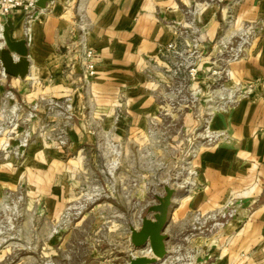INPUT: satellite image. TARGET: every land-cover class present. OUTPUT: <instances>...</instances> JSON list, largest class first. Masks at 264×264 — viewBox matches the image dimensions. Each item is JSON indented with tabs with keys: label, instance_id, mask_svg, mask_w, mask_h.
<instances>
[{
	"label": "crops",
	"instance_id": "0c3cea01",
	"mask_svg": "<svg viewBox=\"0 0 264 264\" xmlns=\"http://www.w3.org/2000/svg\"><path fill=\"white\" fill-rule=\"evenodd\" d=\"M228 12L235 25L259 29L230 68L231 85L250 92L212 118L211 129L224 137L201 150L196 185L178 199L165 234L180 243L177 255H189L194 264H264V0H51L30 16L18 9L1 18L12 42L26 41L27 34L30 42L28 75L0 77V96L7 89L27 103L71 96L74 122L64 152L31 144L19 163L0 153V200L28 187L54 216L58 203L74 198L85 148L102 139L115 146L142 143L147 136V123L156 119L155 89L165 77L159 47L181 43L182 32L198 28L197 51L207 53ZM83 47L96 55L95 76L86 81L79 64ZM144 191L135 188L130 197L142 200ZM229 202L232 218L192 231L195 214L216 215ZM136 256L129 250V258Z\"/></svg>",
	"mask_w": 264,
	"mask_h": 264
},
{
	"label": "rangeland",
	"instance_id": "374dc122",
	"mask_svg": "<svg viewBox=\"0 0 264 264\" xmlns=\"http://www.w3.org/2000/svg\"><path fill=\"white\" fill-rule=\"evenodd\" d=\"M222 4L225 6V2ZM227 16L225 28L209 43L212 48L207 53L185 54L186 62L169 59L174 67L181 62L184 66L176 75L164 72L162 86L155 89L156 119L147 123V136L142 143H121L119 157L108 139L84 149L83 173L79 172L76 179L74 198L58 203L54 216H48L45 203L36 202L28 194V187L4 195L0 200V264H127L129 250L137 256L150 255L148 250H135L131 245L130 228L139 230L141 219L152 217L147 214L148 208L157 203V196L165 195L164 186L173 188L175 175L188 176L182 167L189 160L190 147L201 141L204 119L212 111L207 95L226 80L219 73L225 63L217 61L216 45L242 28L235 25L231 13ZM181 38V43L176 44L183 50L190 37L182 34ZM194 67L197 72L190 77ZM152 70L148 73L150 78L155 77L157 69ZM214 71L218 74L213 75ZM215 77L220 82L212 85ZM195 91L199 92L197 99L193 97ZM211 122L212 119L210 126ZM203 148L200 147L197 158ZM197 158L191 163L193 167ZM112 163L117 167H109ZM135 188L145 190L142 200L130 197ZM61 191L67 193L68 189L62 187ZM187 196L176 190L177 201L173 199L169 215L178 207V199ZM181 232L183 238L184 230ZM166 244L167 257L161 264H194L189 255H177L178 240L168 236Z\"/></svg>",
	"mask_w": 264,
	"mask_h": 264
},
{
	"label": "built area",
	"instance_id": "2783aa9c",
	"mask_svg": "<svg viewBox=\"0 0 264 264\" xmlns=\"http://www.w3.org/2000/svg\"><path fill=\"white\" fill-rule=\"evenodd\" d=\"M37 0H0V19L8 16L15 10L21 9L27 16L32 15L36 10ZM81 28V26H80ZM0 30L2 32V23H0ZM28 32V29H26ZM259 29L254 26H243L239 32L233 37L220 39L217 46V61H224V67L219 72L221 76L225 77V81L218 84L220 88L213 90L211 94L207 95V102L209 109L212 111L204 121L206 126L201 136V141L197 145L190 147V152L187 154L188 161L182 167L186 170L188 176L186 178L180 177V173L174 176L172 186L174 190H179L183 193L189 194L196 185L194 182L195 171L191 164L197 158L200 147H211L220 141L223 133L215 132L211 129L210 121L212 114L216 111H226L234 106L243 95L250 92V89H242L240 87H233L229 82L231 81L230 66L240 60L249 47L252 39L257 35ZM199 31L191 29L189 33L186 31L187 44L185 49L180 50L175 41H171L165 46L159 47L158 57L162 63L164 72L172 73L174 75L181 73L180 69L186 62L185 54L194 56L197 53V46L200 42ZM186 37V36H184ZM26 43L30 42V36L26 35ZM198 57V55H197ZM170 58H179L181 62L174 67L170 63ZM95 60L96 55L93 50L83 47L80 54L79 64L82 67L84 81L95 76ZM216 61V62H217ZM193 65V64H192ZM197 72L194 67L190 69V77H193ZM218 72L214 71L213 75ZM0 77L6 79L0 66ZM224 79V78H223ZM217 80V81H216ZM220 79L214 78L212 85L218 83ZM230 85V86H229ZM197 91V90H196ZM194 92L193 97L197 99L199 92ZM74 113L71 96L62 98H46L38 100L33 103H27L19 99L12 90L3 91L0 96V153L5 160H13L19 163L25 158L27 150L31 144H38L44 148L57 152H64L69 144V137L73 129ZM120 146H115L114 153L119 157ZM109 167H117L116 163L109 164ZM183 178V179H182ZM170 182V177L167 179ZM235 213L234 203L229 202L226 211L220 212L216 215L201 216L199 213L194 215L192 231L201 232L206 231L216 226L222 225V222L232 218ZM222 220V222L220 221Z\"/></svg>",
	"mask_w": 264,
	"mask_h": 264
},
{
	"label": "water",
	"instance_id": "95a60500",
	"mask_svg": "<svg viewBox=\"0 0 264 264\" xmlns=\"http://www.w3.org/2000/svg\"><path fill=\"white\" fill-rule=\"evenodd\" d=\"M51 0H37L35 5L39 9H45ZM10 26L3 27V44L0 45V66L5 75L24 79L28 75L29 62L27 59L28 51L25 41L12 42L8 36ZM16 56V61L13 59ZM165 195L156 197L157 203L151 205L147 214L152 217L141 219L139 230L130 228V243L135 250L145 252L148 250L150 255L136 256L128 259L127 264H161L166 260V242L168 236L165 234L169 223V212L176 190L168 186L163 187Z\"/></svg>",
	"mask_w": 264,
	"mask_h": 264
},
{
	"label": "bare ground",
	"instance_id": "6f19581e",
	"mask_svg": "<svg viewBox=\"0 0 264 264\" xmlns=\"http://www.w3.org/2000/svg\"><path fill=\"white\" fill-rule=\"evenodd\" d=\"M2 40H3V35H2V32H1V30H0V45H2V44H3Z\"/></svg>",
	"mask_w": 264,
	"mask_h": 264
}]
</instances>
